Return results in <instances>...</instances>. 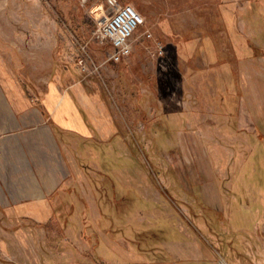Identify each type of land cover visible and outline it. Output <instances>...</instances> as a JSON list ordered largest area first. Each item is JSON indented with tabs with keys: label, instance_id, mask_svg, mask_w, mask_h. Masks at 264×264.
<instances>
[{
	"label": "rangeland",
	"instance_id": "1",
	"mask_svg": "<svg viewBox=\"0 0 264 264\" xmlns=\"http://www.w3.org/2000/svg\"><path fill=\"white\" fill-rule=\"evenodd\" d=\"M117 1L141 16L119 63L93 36L106 0H0V120L68 105L106 136L67 148L42 215L0 200V264H264V140L233 120L264 110V0L231 2L234 49L222 0Z\"/></svg>",
	"mask_w": 264,
	"mask_h": 264
},
{
	"label": "crops",
	"instance_id": "2",
	"mask_svg": "<svg viewBox=\"0 0 264 264\" xmlns=\"http://www.w3.org/2000/svg\"><path fill=\"white\" fill-rule=\"evenodd\" d=\"M222 1L225 3H222L224 10L220 15L223 23L217 28H221L220 31H226L227 36L222 37L226 38L228 46L231 45L230 47L234 49L236 42L232 41L237 24L233 3H231L233 0ZM168 31L174 32L170 28ZM241 41L237 46L245 49L246 43L242 39ZM220 44L222 42H218V48H222ZM242 96L240 92L241 100ZM212 97V102H215V96ZM65 106L44 104L40 108L25 107L18 110L12 120L4 114L2 121L0 120V194H2L0 200L16 202L8 205V208L17 210L16 213L19 216L25 217L32 213L42 215V209L49 208L45 203L58 188L65 186L72 176L65 163L66 151L76 143V140L81 144L88 143L92 138L99 142L106 141V136L98 133V127L94 126L91 129L90 116L87 118V115L83 116L81 111ZM244 110L246 111L247 108L242 106L235 110L234 131L242 137L250 138L253 135L257 142L261 143L264 140V130H262L264 129V110H261V116L258 119H253L250 116L251 113H246ZM212 111L223 113L213 106ZM95 131L100 138L97 139L90 133ZM110 134V138L115 137V134ZM240 172L241 170L233 174L234 180H238L236 175Z\"/></svg>",
	"mask_w": 264,
	"mask_h": 264
},
{
	"label": "built area",
	"instance_id": "3",
	"mask_svg": "<svg viewBox=\"0 0 264 264\" xmlns=\"http://www.w3.org/2000/svg\"><path fill=\"white\" fill-rule=\"evenodd\" d=\"M141 23V16L130 4H121L117 0H106L105 9L101 17L96 20L93 36L100 42L110 47L108 61L119 63L132 53L134 34ZM151 39L152 35L147 32L143 35ZM154 39V38H153ZM157 53L162 54L163 49L160 42L154 39ZM92 64V70H90ZM80 70L85 74L90 71H98L100 65L93 64L89 57L78 60Z\"/></svg>",
	"mask_w": 264,
	"mask_h": 264
}]
</instances>
